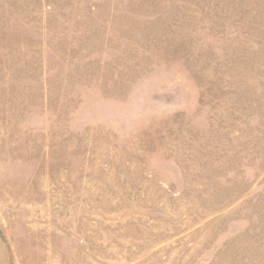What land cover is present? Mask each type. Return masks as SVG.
Wrapping results in <instances>:
<instances>
[{
	"label": "rangeland",
	"instance_id": "1",
	"mask_svg": "<svg viewBox=\"0 0 264 264\" xmlns=\"http://www.w3.org/2000/svg\"><path fill=\"white\" fill-rule=\"evenodd\" d=\"M0 264H264V0H0Z\"/></svg>",
	"mask_w": 264,
	"mask_h": 264
}]
</instances>
